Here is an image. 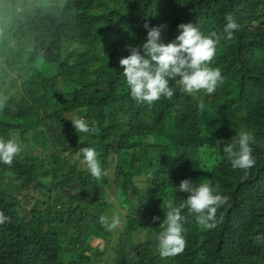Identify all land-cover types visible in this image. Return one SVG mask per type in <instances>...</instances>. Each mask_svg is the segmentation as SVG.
Segmentation results:
<instances>
[{"label": "trees", "instance_id": "1", "mask_svg": "<svg viewBox=\"0 0 264 264\" xmlns=\"http://www.w3.org/2000/svg\"><path fill=\"white\" fill-rule=\"evenodd\" d=\"M226 13L240 27L216 46V93H178L176 77L171 99L131 98L118 61L145 42V23L165 25L167 45L181 23L223 36ZM228 59L246 65L237 71ZM0 96V139L22 148L11 166L0 163V211L10 217L0 226V264H264L256 241L264 235V0H0ZM73 119L95 121V133L76 132ZM194 128L200 147L186 151ZM241 131L254 137L247 178L223 151ZM81 148L96 150L106 176H91ZM186 179L229 201L212 230L182 209L186 247L162 258L164 207L186 202L178 190ZM24 200L40 204L46 230L21 216ZM115 214L121 224L108 231L99 218ZM99 239L104 247L93 249Z\"/></svg>", "mask_w": 264, "mask_h": 264}, {"label": "clouds", "instance_id": "2", "mask_svg": "<svg viewBox=\"0 0 264 264\" xmlns=\"http://www.w3.org/2000/svg\"><path fill=\"white\" fill-rule=\"evenodd\" d=\"M225 21L223 36L218 35L217 32L205 36L193 24L181 23L177 26L179 35L175 42L167 45L163 43L166 26H149L145 23L144 28L147 31L145 42L138 46L128 45L126 50L130 54L119 60L120 66L124 69L123 76L131 98L140 103L146 102L149 106L161 97L171 99L174 96V89L169 87V80L176 77L180 78L181 91L184 93L194 94L203 91L208 95L213 94L218 85L223 83L220 69L210 67L215 57L216 46L221 39L231 41L233 32L238 31L240 27L231 13L225 14ZM6 100V97L0 96V108L6 105ZM199 108L204 109L203 101L200 102ZM71 122L76 132L95 133L96 131L95 121L92 128H89L83 119H73ZM234 139L235 143L225 145L223 151L231 160L232 168L241 170L247 178L256 164L250 147L254 137L250 132L241 131ZM237 147L238 151L235 150ZM21 151V145L15 139L7 141L0 139V163L11 166L14 158ZM80 151L83 153V163L94 179L99 180L108 174L107 170H102L94 148H81ZM178 190L187 193L188 196L186 202L179 207L168 205L169 211L162 223L166 228L158 237V249L162 258L179 255L186 247V240L182 234L184 231L182 223L186 218L181 215L182 209L187 208L189 214H195L197 224L204 230H212L223 219V217L217 219V210L229 201V197L218 194V189L215 190L217 194H214L209 184L201 183L197 186L190 179L181 181ZM21 208V216L31 219L37 232L47 228L40 226L42 218L39 217V213L43 210L38 202L24 200ZM159 219L153 217V222ZM99 221L108 231L116 229L121 224L118 214L111 217L102 215ZM9 222L10 217L0 211V226ZM256 241L264 242V235L257 236Z\"/></svg>", "mask_w": 264, "mask_h": 264}, {"label": "rangeland", "instance_id": "3", "mask_svg": "<svg viewBox=\"0 0 264 264\" xmlns=\"http://www.w3.org/2000/svg\"><path fill=\"white\" fill-rule=\"evenodd\" d=\"M31 1H33V0H31ZM254 27H257V24L249 23V25H248V28L249 29L252 30V29H254ZM121 53H124V51H121ZM141 55H142V52H141ZM126 56H128V55H126ZM228 61H229L230 65L232 66V68L233 69H236L237 71H241L245 67V65H246V63H245L246 60H238V61H236V60L228 59ZM118 63H119V61H118ZM236 65H237V68H235ZM216 68H219L220 69L221 74H222V77H223V72H222L221 68L219 66H216ZM181 88H182V85L180 84V82H178L177 83V89H176V92H178V93L186 94V95L193 96V97H196V98H201V97H205L206 95H208V94L204 93L203 91L198 92V93H194V94H187V93L182 92L181 91ZM216 92H217V89H216V91L214 93H216ZM39 110L41 112H46V110H44L40 106H39ZM59 116H61V114H59ZM199 129L200 128H194V129H191L188 132L187 136H185L184 146H181V148H183L186 151H193L194 149L196 150L198 147H200V142L196 141L194 139V137H193V136H195L198 133ZM83 159H82L81 162H82L83 166H86L83 163ZM173 180H174L173 171L172 170H169L167 172V175H166V178H165L166 185L171 184L173 182ZM113 192H114V189H113ZM163 218H166V209H165V207H164V216H163ZM90 245L93 246V249H96V247H102L103 248L104 247V242L101 239H99V240H92V242H90Z\"/></svg>", "mask_w": 264, "mask_h": 264}]
</instances>
